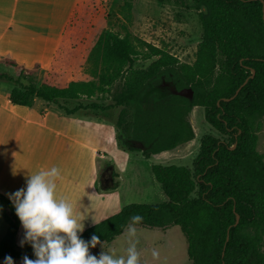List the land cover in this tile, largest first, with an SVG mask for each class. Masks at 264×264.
Listing matches in <instances>:
<instances>
[{
	"label": "trees",
	"instance_id": "16d2710c",
	"mask_svg": "<svg viewBox=\"0 0 264 264\" xmlns=\"http://www.w3.org/2000/svg\"><path fill=\"white\" fill-rule=\"evenodd\" d=\"M193 2L203 31L192 64L144 42L146 57L153 60L145 68H136L140 50L134 42L105 30L89 46L102 62L98 82L95 77L55 82L49 77L53 71L39 81L35 71L39 65L31 68L14 59L11 63L17 72L0 71V81L13 85L8 95L12 104L32 107L41 99L65 115L104 118L115 126L122 149L139 150L146 158L192 140L194 131L186 115L194 106H203L206 121L230 138L204 136L193 170L152 164L167 200L126 204L80 236L85 241L98 236L96 246L110 243L128 228L131 217L140 215L143 219L135 226H180L192 264H264V156L257 149L264 118V0ZM166 74L177 89L192 88L193 100L179 94L147 97ZM119 80L123 82L114 91ZM98 92L109 94L111 103L93 100ZM116 107H121L116 120L97 114L98 109L109 113ZM119 176L116 165L105 162L97 189L116 190ZM107 178L114 184L104 186ZM0 215L8 224L0 241V259H35L30 244L18 246L22 225L11 200L1 192Z\"/></svg>",
	"mask_w": 264,
	"mask_h": 264
},
{
	"label": "rangeland",
	"instance_id": "374dc122",
	"mask_svg": "<svg viewBox=\"0 0 264 264\" xmlns=\"http://www.w3.org/2000/svg\"><path fill=\"white\" fill-rule=\"evenodd\" d=\"M67 2V0H56V7L63 8L62 5ZM21 3L22 9L25 7L29 9V6H25L27 4L25 0ZM43 19L46 20L33 16L17 17L13 29L23 30L26 27L36 29ZM8 20L9 17L5 14L0 15V31L4 26L3 31H6ZM62 20L63 18L59 16L54 18L56 28L62 24ZM49 21H52V18H49ZM64 23L59 31L62 39L51 65L42 67L36 63L32 66L39 65L35 70L39 81H42L49 71H53L49 77L55 82L91 77H95L98 82L102 62L99 54L89 46L96 34L99 36L105 30L128 36L134 42L140 50L134 62L136 68H145L153 60L146 57L148 51L144 42L166 49L181 62L194 63L203 31L200 11L193 0H79L74 14L70 18H65ZM18 51L24 53L25 50L23 46H19ZM11 60L13 58L10 56L0 55V71L16 73L17 69L12 65ZM122 82L123 80L116 82L113 90L119 88ZM12 87L11 83L0 81V101L7 99L6 95ZM93 100L107 105L112 99L109 94L98 92ZM38 101L47 104L40 99ZM120 109L121 107L113 108L109 113L98 109L97 114L100 116L108 114L107 117L116 120ZM12 113H15V109L6 108L4 102L0 104V126H3L4 119H8ZM186 119L193 128V139L177 147V151L171 155L164 156V161L160 158H152L154 163L183 165L193 170L204 136L212 134L225 140L230 138L206 121L205 109L201 105L194 106L187 113ZM257 149L264 156V118L258 131ZM152 160L151 157L146 158L142 155L139 150H131L128 159L125 162L120 161V167L114 162L120 174L119 178H115L118 187L117 190L111 191L115 195L112 199L106 200L105 208L106 206L109 208H104L103 213L112 215L129 203H158L167 199L152 172L150 166ZM111 183L113 181L110 179L103 185L114 184ZM193 196H196V193ZM7 227V223L2 220L0 240L5 235ZM135 228L134 239L137 241V250L140 253V264H192L188 257L187 238L180 226L172 225L169 228L135 226ZM23 236L24 232L21 230L17 237L19 247ZM102 244L104 248L101 247ZM102 244L93 247L89 252L98 256L101 251L115 249L118 253L124 254L128 244L127 229L110 243ZM262 250L264 251V238ZM153 251L158 253L156 257H153Z\"/></svg>",
	"mask_w": 264,
	"mask_h": 264
},
{
	"label": "crops",
	"instance_id": "0c3cea01",
	"mask_svg": "<svg viewBox=\"0 0 264 264\" xmlns=\"http://www.w3.org/2000/svg\"><path fill=\"white\" fill-rule=\"evenodd\" d=\"M21 1L0 0V15L9 17L6 31H3L5 26L0 31V55L10 56L27 67L36 63L42 67L50 66L62 39L60 28L65 24L64 19L74 14L79 0H67L63 8L56 7V0H25L29 9H22ZM24 16L46 20L43 19L36 29H13L15 18ZM58 16L63 20L56 28L54 18ZM19 46H23L24 53L18 51ZM8 95L0 104L4 102V106L12 107L15 113L4 119L0 126V192L8 196V193L25 187L30 174L56 166L61 173L57 195L69 199L74 214L83 223V230L78 235L110 216L102 211L106 200L112 199L115 193L99 191L96 180L105 162H115L120 167V161L128 159L129 151L120 147L115 126L99 116L65 115L54 104L46 101L47 104H43L39 99L32 107L15 105ZM176 148L154 154L151 160L160 158L164 161V156L171 155ZM2 220L0 215V223ZM21 230L24 232L22 226ZM12 260L13 264H23L22 258ZM0 264H5V259H0Z\"/></svg>",
	"mask_w": 264,
	"mask_h": 264
},
{
	"label": "clouds",
	"instance_id": "9594fccd",
	"mask_svg": "<svg viewBox=\"0 0 264 264\" xmlns=\"http://www.w3.org/2000/svg\"><path fill=\"white\" fill-rule=\"evenodd\" d=\"M61 176L56 166L30 174L25 187L8 193L15 213L24 229L21 246L31 245L35 259L23 257V264H140L137 250L135 224L142 221L140 215L131 217L127 228L128 244L124 254L115 249L101 251L99 255L89 252L99 237L93 235L85 241L78 235L83 223L74 214L73 204L65 196L57 195V182ZM104 248L103 244L101 245ZM153 257L158 253L153 251ZM5 264H13L6 257Z\"/></svg>",
	"mask_w": 264,
	"mask_h": 264
},
{
	"label": "flooded vegetation",
	"instance_id": "af4514ba",
	"mask_svg": "<svg viewBox=\"0 0 264 264\" xmlns=\"http://www.w3.org/2000/svg\"><path fill=\"white\" fill-rule=\"evenodd\" d=\"M176 88V85L174 84V80L170 77V75H164L162 76V79L159 84H157L155 87H152L151 91L146 94L148 95H161L166 96L173 93V88ZM189 98V97H188ZM190 99V98H189ZM112 180V178H107L106 181ZM112 184V183H111Z\"/></svg>",
	"mask_w": 264,
	"mask_h": 264
},
{
	"label": "water",
	"instance_id": "95a60500",
	"mask_svg": "<svg viewBox=\"0 0 264 264\" xmlns=\"http://www.w3.org/2000/svg\"><path fill=\"white\" fill-rule=\"evenodd\" d=\"M254 72V71H253ZM242 87V86H241ZM241 87L240 88H238V90H237V92L236 93H238L239 92V90L241 89ZM173 93L174 94H179V95H182V96H185V97H189L191 100H193V98H194V90L192 89V88H189V87H187V88H182V89H176L175 87L173 88ZM226 100H229L230 98H225ZM121 135V134H120ZM122 136V135H121ZM122 138H123V136H122Z\"/></svg>",
	"mask_w": 264,
	"mask_h": 264
}]
</instances>
